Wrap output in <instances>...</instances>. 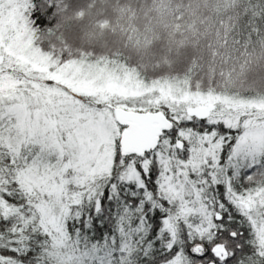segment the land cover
I'll list each match as a JSON object with an SVG mask.
<instances>
[{
	"label": "snow or ice",
	"instance_id": "1",
	"mask_svg": "<svg viewBox=\"0 0 264 264\" xmlns=\"http://www.w3.org/2000/svg\"><path fill=\"white\" fill-rule=\"evenodd\" d=\"M229 7L149 75L0 0V264H264V0Z\"/></svg>",
	"mask_w": 264,
	"mask_h": 264
},
{
	"label": "trees",
	"instance_id": "2",
	"mask_svg": "<svg viewBox=\"0 0 264 264\" xmlns=\"http://www.w3.org/2000/svg\"><path fill=\"white\" fill-rule=\"evenodd\" d=\"M65 4L60 45L72 53L127 61L149 75L162 68L180 71L198 51L197 42L205 43V26L220 17L226 21L231 12L229 0H102V8L91 10L93 17L87 11L96 4L90 0Z\"/></svg>",
	"mask_w": 264,
	"mask_h": 264
},
{
	"label": "rangeland",
	"instance_id": "3",
	"mask_svg": "<svg viewBox=\"0 0 264 264\" xmlns=\"http://www.w3.org/2000/svg\"><path fill=\"white\" fill-rule=\"evenodd\" d=\"M90 1H92V3H94V4H96V5H98V6H96L95 5V7L93 8V7H88V17H93L94 15H95V11L96 10H99L100 8H102L101 6L103 5V4H101V2H102V0H90ZM94 9V12L93 11H91V10H93ZM83 13V12H82ZM78 16H82V15H78ZM118 18H120V17H118ZM121 22V21H120ZM115 24H116V22H115ZM127 24V23H126ZM125 24V25H126ZM107 28V26L105 25V26H101V29L103 30V29H106Z\"/></svg>",
	"mask_w": 264,
	"mask_h": 264
}]
</instances>
